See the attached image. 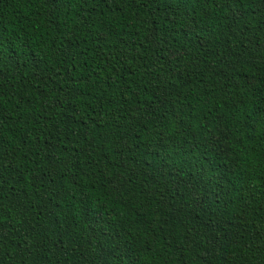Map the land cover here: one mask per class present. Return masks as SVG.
Here are the masks:
<instances>
[{
    "label": "trees",
    "instance_id": "obj_1",
    "mask_svg": "<svg viewBox=\"0 0 264 264\" xmlns=\"http://www.w3.org/2000/svg\"><path fill=\"white\" fill-rule=\"evenodd\" d=\"M0 0V264H264V11Z\"/></svg>",
    "mask_w": 264,
    "mask_h": 264
},
{
    "label": "snow or ice",
    "instance_id": "obj_2",
    "mask_svg": "<svg viewBox=\"0 0 264 264\" xmlns=\"http://www.w3.org/2000/svg\"><path fill=\"white\" fill-rule=\"evenodd\" d=\"M233 3L239 2V0H232ZM249 2H256L262 6V11H264V0H249Z\"/></svg>",
    "mask_w": 264,
    "mask_h": 264
}]
</instances>
